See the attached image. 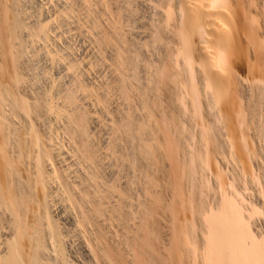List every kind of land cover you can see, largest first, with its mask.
Returning a JSON list of instances; mask_svg holds the SVG:
<instances>
[{"label": "rangeland", "instance_id": "rangeland-1", "mask_svg": "<svg viewBox=\"0 0 264 264\" xmlns=\"http://www.w3.org/2000/svg\"><path fill=\"white\" fill-rule=\"evenodd\" d=\"M7 1L11 2L12 0H7ZM20 1L22 2V4H20L18 6L20 8L19 9L17 8V11L20 15L22 13V16H21L22 20L24 21L25 25H28L26 27H29L28 29H30V27H31V29L28 30V32H26L27 31L26 29L23 30V34H22L23 38H24V42H25L24 48L26 47L24 50V53L25 52L26 53L23 55V60H25L24 61V68L22 69V72H23L22 73L23 74V80L22 81H24L23 83L25 85L21 82L22 84L20 83L17 88H18L19 93L21 95L25 96L26 99H29L30 102H36V100H38L40 102V99H42L44 97L41 101V103H43V105H42L43 107L41 106L42 109L41 110L39 109V112L43 111V113L40 112V113H38V115H36L37 114V112H36V114H34V115H36V117L33 115L31 117V120L34 119L32 121L37 124V125L36 124L35 125L37 126V128L41 132L43 138H45L46 144H48V142L49 143L51 142V144H49V145H51V148L53 147L52 150L54 151L56 149L54 151L55 154H53L54 155L53 157L55 159H52L54 161V162L52 161V163H54L55 166L53 165L51 167L52 168L55 167V169L59 173H62L63 176L65 177V179H67L66 181L69 180L68 186L70 187V185H71V187L69 188V190H70L69 191L67 187H66L67 189L65 187L62 188L65 185L60 184L61 182L58 181L57 179L54 178L55 180L54 179H52V181L50 180V183L52 182L51 186L49 185L50 186V191H49L50 200L48 197V200L50 201L49 204H50V206L52 205L51 207H53L51 209H55V210H51L53 218L55 219L56 222L59 223L58 224L60 226L59 228L62 227L60 229L61 230L60 231L61 238L63 237L62 238L63 239L62 244H63V246H66V247H64V250L66 249V251H65L66 257L65 258L68 257L67 259H65V260H68L65 263L66 264H77V263L78 264H98L100 261H99L98 256L96 255V253L101 252L100 249L104 250V248H110V247H112V249L115 252L121 251V254L123 256L119 255V254H118V256L116 255V257H118V258L121 257V259L119 260L120 264H125L126 261L129 262V263L127 262V264L137 263L136 262L137 261L136 258H137V254H138L137 249L139 246L137 244H139L138 242L141 241V236L143 235V230L145 229V228L144 229H140V228L143 227L142 223L144 222V220H145V222L143 223V225L145 226L146 223H149L147 221L148 220L151 221V218L153 221V217L155 216L154 217L155 224L153 222L152 224H150V226L153 227V224H154L156 226L154 231L157 232V230H159L158 232L160 234L153 232V235H151V239H148V240L149 241L151 240L152 243L154 242L153 245H151V246L158 248V252H159V250H161L159 252V254L160 255L162 254L161 256H165L163 258L167 259L171 255L170 258L167 259V261H170L172 263L174 261V264H183V263L185 264L189 258L194 260L193 264H207L205 262L204 257L201 256L202 253L204 252L203 250L205 248V245H203L204 241L202 238L203 237L202 236V231H203L202 226L199 223L200 221H198V220H200V216L197 215L198 210H197L196 205H197V200L199 199V197L197 196V193L195 192L194 182H193V181L197 182L198 180L196 178H198V177H196V178L194 177L195 180L194 179L191 180V177L188 175L189 173H188L187 167L189 166L188 161H190L191 155L194 153L193 151H195L198 148L197 145L200 144L199 142H200L201 130H198V131L196 130V129L202 128V124H201L202 120H200V119H202L205 116L204 117L205 121L207 120V122H209V124H213L217 128L219 127L217 129V128L213 127V125H212L213 128H211V125H209L211 128V130H209V131L211 133L212 129L214 130V128H215V131H212L211 135L212 136L216 135L217 132H219L220 134H218V135H220V137L222 135L221 140L225 137L227 138V134H225V133H227L228 130H226L224 128V126L226 127V125L224 123L222 124L221 122H217L219 124L216 125V121H218V120H215V119H217L216 117H218V116L216 115L215 118L212 116L213 113H214V115L216 114L214 111L211 110V111H208L209 113L206 112L205 115H202L203 116L202 118L199 115H195V117H194L195 112L192 108L193 106L192 107L190 106V105H192V104H190L191 102L189 103L190 100H188L186 105H183L179 101V97L181 96V93H179L180 90L178 88V83H177L178 77L175 75L177 77V79H176L175 76H172L173 74H176L175 68L168 69L170 67L169 66V59L172 56H175V53H174L175 52V50H174L175 46L173 49V45L176 44V41L174 40L175 39V36L173 35L174 32H171V30L174 31V29H175V26H174L175 20L174 21L172 20V22H174V24L172 23L173 26H172L171 22L168 26V24L165 23V21H162L163 19L161 16V10L163 9L164 1L163 0H109V1L108 0H82V1L81 0L80 1L79 0H25L24 3H23V0H20ZM249 1H250V3L254 2L253 0H249ZM2 2H5V0H3ZM161 2H163V3H161ZM256 2H258V3H256ZM256 2L254 3L255 6H253L254 10L255 11L257 10L256 12H258L260 10H262V11H260V15H259V13H256V15H255V13L253 14V16L254 15L256 16V17L255 16L253 17V18H255V19H253V23H256V25L255 24L253 25L254 26L253 28L255 31L259 32V33H256L257 35L260 34L263 36L264 35V26L261 25L259 23V21H261L263 19L261 21V23L264 24L263 23L264 22V18H263L264 17V0H256ZM257 5L259 6L258 8H257ZM260 6H262V7H260ZM21 7H22V9H21ZM157 7H159V8H157ZM27 8H28V10H27ZM20 10H22V12ZM261 15H263V16L261 17ZM60 17H61V19H60ZM159 17H161V18H159ZM257 18H262V19L259 20ZM42 24L45 25V26H43V28L45 29L44 33L40 34L39 35L40 38H38V39L33 38L34 36L37 37L36 36L37 34L35 35V32L39 31L42 28L41 27ZM163 24L165 26L167 24V26L165 27V26H163ZM170 25L172 26V28H170ZM1 27H4V26L2 25ZM1 27H0V43H1L0 45H1L2 49L4 50V51L2 50L3 51L2 52V56H3L2 62H3V64H5V66L9 65L8 67L11 68L10 65H12V62H11L10 53L8 55L6 54L7 52H9V50L7 48L8 45L6 44L7 43L6 40H8L7 39L8 37L5 34L6 33L4 31L5 29L2 28V30H3L2 31ZM37 27H38V29H37ZM167 27L170 28L169 29L170 31L168 30V32H164V31H167V29H168ZM163 29H164V31H162ZM254 30H253V32H254ZM160 31H162V32H160ZM29 32H30V34H29ZM113 33H115V34H113ZM117 33L120 34V36ZM3 34H4L5 38H4V36H2ZM44 34H46V35H44ZM172 35H173V39H171ZM31 36H33V37H31ZM250 36H254V38L250 37L253 40L252 42H250V38L248 39V41L251 43V44L248 43L251 47V48L249 47L251 50L248 53L250 55V58L252 56V59H250V64L247 63L248 66H245V69H243L244 67H242V66H237L240 74L245 75L243 77H246L248 74H251L250 76H248L249 81H250V82L248 81L249 83L246 86V87H248V89H245L246 92H244L245 93L244 94L245 99H244L243 103H245V104H243V108H244L243 110H246L249 104L254 103V100H251V98L252 99H254L253 97H255L256 99L258 98V96L257 97L253 96L254 95L253 93L257 92V89H256L257 87L255 88L254 79L259 77V76L262 77L264 75V69H262L260 67V66H262L264 68V64L261 63L262 61L264 63V59L262 56H260L261 53H258L259 50L256 48V46H255V48H253L254 47V44H253L254 39L258 36H256L255 33H253ZM26 38H27V40H26ZM168 38H169V40H168ZM259 38L260 39L262 38L261 41L264 40L263 39L264 37H259ZM31 39H33V40H31ZM257 39L258 38H256L255 43L257 42ZM29 40H31V41L29 42ZM162 40L164 42H162ZM40 41H42V42H40ZM258 41H260V40L258 39ZM3 42H4V44H3ZM263 42L264 41H262V43ZM147 43H148V46H147ZM251 45H253V47ZM108 47H110V48H108ZM118 47H119V49H118ZM121 48L123 50H120ZM252 50H253V52L256 51L254 53H256L257 56L255 54L254 55L252 54L253 53ZM172 51H174V52H172ZM258 56L260 57L261 61H260V59H257ZM124 60H125V63H124ZM252 60L253 61L256 60V61L253 62ZM8 61H10V63ZM257 61H258V63H257ZM120 62H122V63H120ZM252 63L254 64V66ZM255 63H257V64H255ZM123 65H127V66H123ZM256 66L258 67V69ZM246 67H248V70H246L247 69ZM122 69H124V70H122ZM240 69L244 70V71H240ZM250 69L252 70L251 72L249 71ZM119 71H120V73H119ZM245 71H246V73H245ZM247 71H249V73H247ZM257 71H259V72H257ZM25 72H26V74H25ZM162 72H164V73H162ZM135 73L137 74L136 76H135ZM125 75H126V77H125ZM164 75H167L168 77H166ZM132 77H134V78H132ZM128 79H129V81H128ZM125 80H127V81H125ZM131 80H133V81H131ZM137 80H138V82H137ZM251 81L253 84H251ZM155 84H156V86L157 85L158 86L153 87V85H155ZM250 85H252L253 88ZM85 88H87V89H85ZM155 88L157 91H155ZM252 91H253V93H251ZM156 93H158V94H156ZM166 93H168V94H166ZM247 94H248V96H247ZM255 95H257V94H255ZM73 97H75V98H73ZM170 98H172V99H170ZM250 100H251V103H250ZM132 102H134V103H132ZM46 103H50L52 105H49ZM257 103H258L257 104L258 106L255 104L254 105L258 109H256L254 113L252 112L251 115H254L255 113H256L255 115H257L258 110L260 111L258 116L261 115V112L264 113V109H263L264 106L262 104L259 105L260 102H257ZM44 104L46 106H44ZM188 104H190L188 106L189 108L187 107ZM47 105H49V107ZM55 105H56V107H58L57 109H56ZM144 105H146L147 108ZM182 105H183V107H182ZM5 106L9 107V108L5 107L6 108L5 110L7 112H9L8 114H10V116L14 117V119H13V117H11L12 118L11 121L15 120L14 121L15 123H17L18 121L21 123L22 122L21 119H22L23 120L22 124H24V122H26V121H24L25 119L22 118V116L20 118L19 117L17 118V116L11 114L10 103H7ZM50 106H52L54 108H52ZM262 106H263V108H262ZM44 107H47V108H44ZM184 107H187L188 109L184 108ZM50 109H51V111L49 112L48 110H50ZM149 109L153 110V112ZM52 110H53V112H52ZM158 110H159V112H158ZM177 110H178V113L176 112ZM45 111L46 112L48 111V113H46L47 115L44 114ZM186 112H188V113H186ZM189 112L191 115L189 114ZM150 113H152L153 115H151ZM184 113H185V115H184ZM247 113H249V111ZM69 114H71V115H69ZM75 114L76 115L78 114L80 117L82 114V117L84 116L83 119L86 118L85 122H84V120H83V122H84V124L86 123L84 125V127H86L87 131L82 132L78 128H77L78 129L77 130L76 126L71 127L73 124L71 122V119H68V116L71 118V116L75 115ZM255 115H254V118H255L254 120L257 121V123L254 122V120H252L253 116H251L247 119L248 121H249V119H251L249 121V123L252 122L250 124V126L252 125L254 127L256 124V126L254 128L251 126L253 129L250 128V126H249V128H250L249 132L251 131L249 134V136L251 135L250 136L251 140L249 139L251 142L249 141V144L251 146L249 145L250 148L247 150V152L250 151L249 152L250 154L247 157V160H248L247 171L244 172L242 164L238 160L236 150L232 148L233 151H235V153L232 152V149L230 150V148H231V145L229 144L230 140L227 142L226 139L225 140L223 139L222 140V141H224L223 144H226L225 143V141H226L229 145H225V149H224L225 151H222V152H226L228 154L225 155V153L219 152L218 156H217V153H216V155H214V156L216 159H218V162L215 159H214V161H216L218 163V165L215 164L216 162H211L214 165H212V164L208 165L204 169V171L202 173H200L201 175H199V176L203 175L204 176L203 181L206 182L208 185L207 190L204 192V194L202 196V200H203V202H205L206 209H208V208L211 209V207L213 208L214 206H216V204H217L216 200H219V198L221 197L220 195L227 192V191L228 192L234 191L232 193L236 194V196L238 194L239 198H240V196L242 197V195H243V198H241V200L243 199L242 202L246 203L244 205H245V209L247 210V212L254 205L256 207L260 208V211H261V208H262V210L264 209V200H263L264 195H261V190L264 187V166H263L264 165V140H263L264 135L261 134L263 132L262 130H264V127L262 128V125L264 124V120H261V119L264 118V117L262 118V116H264V115H261V118L260 117L256 118L257 116H255ZM162 116H165V117L163 118ZM179 117H182V118H179ZM211 117L213 119L212 121L215 123L210 121ZM175 118H178L179 120H181V123L183 124V130H184L183 134L184 135H182L181 132L179 133V130L177 128L178 119H175ZM79 120H82V118ZM165 121H167V123H165ZM260 121H261V123H263L262 125H261ZM132 122H134V123H132ZM150 122L152 123V125ZM163 122H164V124H163ZM258 122L261 125V126L259 125V127H261V129H262L260 131L258 130L259 128L257 126L259 124ZM145 123H147L148 125H146ZM220 123L222 124V126L220 125ZM133 124L135 125V128H134ZM143 125H146L148 128L146 126H144L145 127V129H144ZM185 126H186V128H184ZM192 126H194V127H192ZM130 127H131V129H129ZM142 127H143V129H142ZM158 127H160V128H158ZM71 128L76 129L77 132H74V130H72ZM175 129L177 132L175 131ZM221 129L223 131H220ZM224 130H226V132ZM257 130L259 131V133L257 132ZM252 131H254L255 133L253 132L254 133L253 134ZM71 132L76 134L75 136L77 137V140H75L76 137ZM78 132H80V133H78ZM198 132H199V134H198ZM223 132H225V133H223ZM81 133L85 134V135H83V137H82L79 135ZM71 135L74 136L75 138L74 137L71 138L72 137ZM260 135H262V136H260ZM129 137H130V139H129ZM50 139H51V141H50ZM197 139L199 141H197ZM83 140H85V141H83ZM253 140H255V141H253ZM176 141H177V143H176ZM185 141H188L189 144ZM77 142L79 143V145L83 142L82 143L83 146H86L84 144V142L87 145L89 144L88 146L91 145L92 150L90 152L93 151V154L91 153L92 154L91 157L93 155L96 156V157H92L93 160L95 159L94 161H89V159L91 158L90 156L86 158V154H84L85 152L82 150L83 147L81 149V147H79ZM183 142H185V143L182 144ZM197 142H198V144H197ZM132 143H134V144H132ZM165 143H166V145H165ZM82 145H80V146H82ZM256 145H258V146H256ZM54 146H55V148H54ZM76 146H78L79 149L82 150V153L84 152L82 155L80 153L81 151L78 150V147L76 148ZM164 146H166V147H164ZM143 147H146V148L143 149ZM162 147H163V149H162ZM187 147H189L190 149H188ZM131 148H133V149H131ZM153 148H154V151L152 150ZM226 148H228L229 150ZM76 149H77V151H76ZM182 150H184V151H182ZM251 150H252V152H251ZM78 151H79V153H78ZM122 151H124V152H122ZM133 152H135V153H133ZM151 152H152V154H151ZM231 153H233V154L231 155ZM84 155H85V158H83ZM220 155L222 157L224 156L225 158H222ZM234 155L236 157H234ZM250 156H252V157H250ZM250 158H252V159L249 160ZM92 159H90V160H92ZM128 161L130 164L128 163ZM229 161H230V163H229ZM235 161H238L237 164ZM136 162H138V163H136ZM249 162L252 166V169H251ZM237 165H239V167ZM216 166L220 167L219 168V170L221 169L220 171L225 172L223 181H220L219 179L217 180L218 174L216 171L217 170ZM97 167H99V168H97ZM209 167H210V169L208 170ZM86 168H87V170H86ZM152 168H153V170H152ZM186 168H187V170H186ZM248 169H249V173H248ZM92 174H93V176H91ZM96 175H98V176H96ZM187 176H189V177H187ZM240 176H241V178H240ZM238 177H239V179H238ZM156 179H158V180H156ZM236 182H239V184ZM73 184L76 186H74ZM221 186L224 189H222ZM232 186H233V188H231ZM143 190H146V191H143ZM123 191H125V192H123ZM236 191H237V193H235ZM64 192L67 193L69 196L67 195V197H66V194ZM69 192L72 194L71 196H72L73 200L75 198L77 200H74V201L72 199L70 200L71 196H70ZM146 192L148 193V195ZM63 194H65V195H63ZM89 194H91L92 196H90ZM153 195H154V197H153ZM139 197H141V198H139ZM53 198H56V199H53ZM66 198H69L68 199L69 201L66 200ZM154 199L157 201H155ZM244 199H245V201H244ZM119 201H120V203H119ZM164 201H165V203H164ZM246 201H248V202H246ZM89 202H92V203H89ZM81 203L83 204V206ZM98 203H100L99 206L102 205L103 207L100 208L98 205L96 207V204H98ZM155 203H158L159 205L155 204ZM91 204H93V205L91 206ZM103 204H105V205H103ZM140 204H141V206H139ZM150 204H152V205H150ZM153 204H155V207H153ZM79 205H80V207H79ZM119 205H120V207H118ZM147 205L152 206L154 209L152 207H147ZM164 205H165V207H164ZM246 205H247V207H250V208H247ZM146 207L148 210H146ZM87 209L90 210V213H89V210H87ZM96 209H98V210L96 211ZM122 209H123V211H121ZM91 210H92V212H91ZM100 210L104 211V212L101 214L98 212ZM145 210L146 211H153L152 213L150 212L151 214H153L154 212H157L158 214L156 213V215H158V216H156L154 213L153 217H151L152 215L149 216L150 213L148 215L147 214L148 212L146 213ZM160 210H162V211L160 212ZM82 211H84V212H82ZM94 211H96V212H94ZM80 212H81V214H80ZM144 212L148 215L147 217L144 214ZM261 212H263V213H261ZM261 212H260V215H257V217L254 216V218L251 219V223L254 222L255 224H257V225H255L254 223H252V226H253L254 232L255 233L257 232L256 234H258V236H261L262 233L264 234V230H263L264 229V210ZM84 213H87V214L85 215ZM88 213L91 214L92 218L90 216L87 217ZM92 213L93 214L96 213V215H93ZM97 213L100 215V217H99V215H97ZM133 213H135L136 216ZM4 214L6 215L7 213H3V215H2V211L0 212V216H1L0 222L2 223V224L0 223V227H1L0 229H2L6 233V234L3 233L4 236L6 237V235H8L10 233V231L8 233V231L6 232L5 230L10 229L11 228L10 225H12V224L7 222L9 219L11 221V217L9 216V213L7 216L8 218ZM130 214H131V216H130ZM84 215H85V218L87 217L86 219L84 218ZM179 215H180V217H179ZM105 216H106V218H105ZM122 216H123V218H122ZM115 217H117V218H115ZM124 217L126 219H124ZM147 218H149V219H147ZM155 218H156V220H155ZM81 220H82V222H79ZM137 220H138V222H137ZM88 221H90L92 224H90ZM96 221L100 224L96 223ZM7 223H8V226H7ZM183 223L186 225V226H184L185 228H187L188 225H190V226L194 225V227L196 228L195 229L194 227H192V229H191V230H195L196 231V232L194 231L195 233H191L192 231H190L191 236H193V239L192 240L190 239L191 243L186 246L187 248L185 247L186 249L184 248L185 245H182V243L180 242V237L178 236V235H181V233H179V232H181L183 230L182 229L183 228L182 226L184 225ZM186 223L187 224L193 223V225H191V224L187 225ZM190 226H188V229L191 228ZM4 227H6L8 229H6V228L4 229ZM97 227L98 228L100 227V228L98 229ZM86 228H87V230H86ZM136 228H137V230H136ZM2 230H0V231H2ZM83 230H85V231H83ZM95 230H96V233H95ZM107 230H109V231H107ZM97 231H99V232H97ZM100 232L103 233L102 234L103 237L101 240H104V243H102L100 240V237H101ZM140 232H142V233H140ZM95 234H96V236H95ZM137 234L138 235L140 234L141 236L139 235V237H138ZM154 234L159 235V237H157L155 239L158 240L160 238L159 239V240H161L160 243L163 244L162 245V244L158 243V246H160V247H157L155 245V244H157V242L159 240L157 241L154 238H152V236H154ZM158 235H156V236H158ZM194 235H195V237H194ZM64 236H65V238H64ZM105 236H106V239H105ZM156 236H154V237H156ZM136 237H138L137 239L140 238V240L138 241L136 239ZM95 238L99 239V241L102 243V245H101L102 248H99V247H101L99 245L97 252H95L97 250V247L93 244L95 243L96 245H98L97 243L99 241L96 240ZM64 239H65V241H64ZM134 239L137 241L134 242ZM95 240H96V242H95ZM173 240H176V241H173ZM155 241H157V242L155 243ZM105 242L107 244V247H106V245H104ZM177 242H178V244H177ZM50 243H51V240H48V247H49L48 252H50V251H52V252H50V253L47 252V255L48 254L50 255V256L49 255L47 256L48 257L47 259H49V260L52 259V262L54 264H59V262H60V264H64L62 261L58 262V260L60 258H58L57 256L59 254L57 255V252L56 253L54 252L55 247L52 246L53 242L51 244ZM87 243H89V245ZM134 243L136 246H134ZM90 245H91V247H89ZM131 246H132V248H131ZM87 247H88V249H87ZM135 247H137V248H135ZM161 247H162V249H161ZM90 248H91V251H92V248H94L95 250L91 252ZM133 248H135V251ZM131 250H133L132 252H134L135 255H134V253L131 252ZM94 252H95V255L92 254ZM119 252H117V253H119ZM169 252H170V255H169ZM69 254H70V256H69ZM132 254L135 257H133ZM187 254H188V256H187ZM184 255H186V257ZM184 257L186 259H184ZM53 258H55V259H53ZM96 258H97V260H96ZM173 258H175L176 260H174ZM105 261H107V260L104 259L101 262L104 263ZM119 261L113 262V263L119 264L118 263ZM122 261L124 263H121ZM101 262L99 264H101ZM107 262H105V264H107ZM108 264H111V263L109 262Z\"/></svg>", "mask_w": 264, "mask_h": 264}, {"label": "bare ground", "instance_id": "bare-ground-1", "mask_svg": "<svg viewBox=\"0 0 264 264\" xmlns=\"http://www.w3.org/2000/svg\"><path fill=\"white\" fill-rule=\"evenodd\" d=\"M3 0H0V27L3 25L4 27H1L5 29L4 31L6 32L5 34L7 35V45H8V50L9 52H7L6 54L8 55L10 53L11 56V62L12 65L11 68H9L8 66H5V64H3V56H2V52L4 51L0 45V212L2 211V215L3 213H7L5 216H9L11 217V221L10 219L7 221L8 223H11L12 225L10 229L4 227V229H8L5 230L6 232L10 231V233L8 235H6V237L4 236L3 233H5L2 229V231H0V264H54L52 262V259L49 260L47 259L48 255L47 252L49 250L48 247V240H51V243L53 242L52 246H54V252H57V257L60 258L58 260L62 261L64 264H66L65 262L68 260H65L67 258L66 257V249L64 250V247L62 244L63 241V237L61 238V233H60V226L58 225L59 223L55 221V219L53 218L52 212L51 210H55V209H51L53 207L50 206L49 204V200H50V180L52 181V179H57L58 181H60V184H63L65 186H63L62 188H69V180L66 181L67 179H65V177L63 176L62 173H59L55 167L52 168L51 166L54 165V163H52V159H55L53 156V154H55V150L53 151L51 148V142L48 144H46L45 142V138H43L41 132L39 131V129L37 128V124L34 123L31 120V117L36 114L38 115L39 109L41 110V106L43 105V103H41L42 99H40V102L38 100H36V102H30L29 99H26L25 96L21 95L18 91V85L24 81L23 80V72L22 69L24 68V61L23 60V55L26 53H24V38H23V30H27L26 32H28L29 27H26L28 25H25L24 21L22 20L21 15L18 13L17 8L19 9L20 7H18L20 4H22V2L20 0H12L11 2H8L7 0H5V2H2ZM25 0H23L24 3ZM80 1V0H79ZM82 1V0H81ZM109 1V0H108ZM164 4H163V9L161 10V16H162V21H165V23L171 24L175 22L174 26L175 29L174 31L171 30V32H174V36H175V41L176 44L173 45V49L175 46V56H172L171 54V58L169 59V68H175V73L172 76H177L178 77V88L180 90L179 93H181V96L179 97V101L183 104L186 105L188 100L190 104L187 105V107L190 105L195 114V115H199L201 116V118L203 117L202 115H205L206 112L208 111H214L216 114L214 115L213 113V117L215 118V116L217 115L218 117H216L218 120L216 121V125H218L219 123L217 122H221L222 124L224 123L226 125V127L224 126V128L226 130H224L225 134H227V138H223L224 140L226 139L227 142L229 141V144L231 145L230 150L233 148L236 150L237 152V157L238 160L240 161V163L242 164V167L244 169V172L247 171V166H248V160L247 157L250 154L247 150L250 148L249 147V141L250 139V132L249 129L252 128L250 126L249 121L251 119H249V121L247 120L249 117L253 116L252 120H254V115H251L252 112L254 113L256 109H258L255 105H257V102H260L259 105H263L264 106V75L262 77H257L254 79V84H255V88L257 89V92L253 91L251 93H253V96H258V98L256 99L255 97H253L254 99L251 98V100H254V103H250L247 107V111L243 110V103L244 102V92H246L245 89H248V87H246L248 85L249 81V77L251 74H248L246 77H243L245 75H241L238 67L237 66H242L244 67L243 69H245V66H248L247 63L250 64V59H252V56L250 58L249 55V51L251 50L250 45L248 43L252 42V38H254V36H250L253 33H255L256 38H258L260 41H258L255 43L256 38L254 39V47L253 45H251L253 48H256L259 50L258 53H261L260 56L263 57L264 59V42L262 43V40L259 37H264V35H260V34H256L259 33L257 31L254 30V24L256 25V23H253V18L256 13H259L260 15V11L256 12L254 10V3L256 2V0H253L254 2L250 3V1L248 0H163ZM21 2V3H20ZM29 2V1H28ZM87 2V1H86ZM100 2V1H99ZM261 2V1H260ZM85 3V2H84ZM101 3V2H100ZM163 3V2H161ZM258 3V2H256ZM160 4V3H159ZM22 6V5H21ZM158 6V5H157ZM162 7V6H161ZM259 6L257 5V8ZM262 7V6H260ZM25 8V7H24ZM159 8V7H157ZM156 8V9H157ZM22 9V7H21ZM113 9V8H112ZM28 10V8H27ZM22 12V10H20ZM19 11V12H20ZM26 12V11H25ZM160 12V11H159ZM72 13V12H71ZM255 13V15L253 16V14ZM263 14V13H262ZM108 15V14H107ZM252 16V17H251ZM258 16V15H257ZM263 15H261L262 17ZM113 17V16H112ZM256 17V16H255ZM26 18V17H25ZM161 18V17H159ZM252 18V19H251ZM264 18V17H263ZM31 19V18H30ZM61 19V17H60ZM259 20H261L262 18H257ZM26 20V19H25ZM43 20V19H42ZM155 20V19H154ZM172 20L174 22H172ZM263 20V19H262ZM261 20V21H262ZM53 21V20H52ZM117 21V20H116ZM161 21V20H160ZM261 21H259V23L261 25L264 26V24L261 23ZM47 22V21H46ZM49 22V21H48ZM119 22V21H118ZM27 23V22H26ZM258 23V24H259ZM264 23V22H263ZM40 24V23H39ZM45 24V23H44ZM44 24L41 25V29L37 32H35V35L37 37H33V38H40L39 35L44 33V28L43 26H45ZM47 24V23H46ZM166 24V26H167ZM172 24V26H173ZM259 24V25H260ZM260 25V26H261ZM99 26V25H98ZM163 26H165L163 24ZM165 26V27H166ZM172 26L170 25V28H172ZM262 26V27H263ZM259 27V26H258ZM261 27V28H262ZM36 28V27H35ZM47 28V27H46ZM161 28V27H160ZM163 28V27H162ZM168 28V27H167ZM168 28L167 31H164V29L162 31L164 32H168V30L170 29ZM38 29V27H37ZM109 29V28H108ZM121 29V28H120ZM258 29V28H257ZM256 29V30H257ZM260 29V28H259ZM159 30V29H158ZM166 30V29H165ZM254 30V32H253ZM3 31V30H2ZM1 31V32H2ZM160 31V32H162ZM170 31V30H169ZM262 31V30H261ZM25 32V31H24ZM32 32V31H31ZM122 32V31H121ZM153 32V31H152ZM158 32V31H157ZM33 33V32H32ZM107 33V32H106ZM105 33V34H106ZM156 33V32H155ZM262 33V32H261ZM30 34V32H29ZM47 34V33H46ZM44 34V35H46ZM115 34V33H113ZM118 34V33H117ZM160 34V33H159ZM263 34V33H262ZM120 36V34H118ZM153 35V34H152ZM164 35V34H163ZM173 35L172 38L173 39ZM260 35V36H259ZM4 36V34L2 35ZM25 36V35H24ZM109 36V35H108ZM107 36V37H108ZM171 36V35H170ZM43 37V36H42ZM45 37V36H44ZM110 37V36H109ZM112 37V36H111ZM252 37V38H250ZM2 38V37H1ZM5 38V36H4ZM29 38V37H28ZM106 38V37H105ZM159 38V37H158ZM163 38V37H162ZM250 38V42L248 41V39ZM50 39V38H49ZM107 39V38H106ZM142 39V38H141ZM160 39V38H159ZM264 39V38H263ZM27 40V38H26ZM25 40V41H26ZM33 40V39H31ZM29 40V42L31 41ZM35 40V39H34ZM41 40V39H40ZM122 40V39H121ZM120 40V41H121ZM169 40V38H168ZM39 41V40H38ZM159 41V40H158ZM28 42V43H29ZM42 42V41H40ZM110 42V41H109ZM118 42V41H117ZM128 42V41H127ZM162 42H164L162 40ZM112 43V42H111ZM1 44V43H0ZM4 44V42H3ZM102 44V43H101ZM109 44V43H108ZM138 44V43H137ZM251 44V43H250ZM117 45V44H116ZM172 45V44H171ZM27 46V45H26ZM29 46V45H28ZM37 46V45H36ZM39 46V45H38ZM112 46V45H111ZM120 46V45H119ZM148 46V43H147ZM157 46V45H156ZM113 47V46H112ZM250 47V48H249ZM34 48V47H33ZM32 48V49H33ZM110 48V47H108ZM119 49V47H118ZM129 49V48H128ZM127 49V50H128ZM135 49V48H134ZM144 49V48H143ZM256 49V50H257ZM3 50V51H2ZM28 50V49H27ZM120 50H123L122 48ZM132 50V49H131ZM6 52V51H5ZM4 52V53H5ZM119 52V51H118ZM124 52V51H123ZM169 52V51H168ZM253 52V50H252ZM256 52V51H254ZM252 53L253 55L256 53ZM3 53V54H4ZM126 53V52H125ZM129 54V53H128ZM127 54V55H128ZM164 54V53H163ZM5 55V54H4ZM6 55V56H7ZM137 55V54H136ZM33 56V55H32ZM121 56V55H120ZM125 56V55H124ZM134 56V55H133ZM141 56V55H140ZM257 56V55H256ZM36 57V56H35ZM127 57V56H126ZM254 57V56H253ZM259 57V56H258ZM257 59H260V57ZM261 57V58H262ZM256 58V57H255ZM5 59V58H4ZM10 59V58H9ZM8 59V60H9ZM36 60V59H35ZM128 60V59H127ZM132 61V60H131ZM159 61V60H158ZM253 61V60H252ZM256 61V60H255ZM253 61V62H255ZM261 61V59H260ZM259 61V62H260ZM10 63V61H8ZM116 62V61H115ZM139 62V61H138ZM147 62V61H146ZM163 62V61H162ZM26 63V62H25ZM122 63V62H120ZM125 63V60H124ZM123 63V64H124ZM131 63V62H130ZM134 63V62H133ZM142 63V62H141ZM258 63V61H257ZM255 63V64H257ZM262 64L263 61L261 62ZM127 64V63H126ZM166 64V63H165ZM253 64V63H252ZM251 64V65H252ZM139 65V64H138ZM150 65V64H149ZM148 65V66H149ZM159 65V64H158ZM260 65V64H259ZM29 66V65H28ZM34 66V65H33ZM121 66V65H120ZM123 66H127V65H123ZM134 66V65H133ZM161 66V65H160ZM254 66V64H253ZM119 67V66H118ZM153 67V66H152ZM165 67V66H164ZM257 67V66H256ZM262 69H264L262 66H260ZM125 68V67H124ZM129 68V67H128ZM166 68V67H165ZM248 70V67H246ZM31 69V68H30ZM153 69V68H152ZM242 69V68H241ZM240 71H244L241 70ZM256 69V68H255ZM258 69V67H257ZM118 70V69H117ZM124 70V69H122ZM139 70V69H138ZM129 71V70H128ZM167 71V70H166ZM173 71V70H172ZM250 72L252 71L251 69L249 70ZM249 71H247V73H249ZM131 72V71H130ZM259 72V71H257ZM263 72V71H262ZM120 73V71H119ZM132 73V72H131ZM164 73V72H162ZM161 73V74H162ZM169 73V72H168ZM246 73V71H245ZM244 73V74H245ZM26 74V72H25ZM118 74V73H117ZM127 74V73H126ZM147 74V73H146ZM153 74V73H152ZM172 74V73H171ZM257 74V73H256ZM137 74L135 73V76ZM168 75V74H167ZM167 75H164L166 77H168ZM134 76V75H133ZM175 76V77H176ZM126 77V75H125ZM176 77V79H177ZM253 77V76H252ZM122 78V77H121ZM130 78V77H129ZM134 78V77H132ZM152 78V77H151ZM170 78V77H169ZM25 79V78H24ZM124 79V78H123ZM139 79V78H138ZM142 79V78H141ZM174 79V78H173ZM252 79V78H251ZM120 80V79H119ZM170 80V79H169ZM127 81V80H125ZM129 81V79H128ZM133 81V80H131ZM152 81V80H151ZM156 81V80H155ZM168 81V80H167ZM249 81V82H248ZM30 82V81H29ZM138 82V80H137ZM175 82V81H174ZM21 83V84H22ZM160 83V82H159ZM24 84V83H23ZM153 84V83H152ZM169 84V83H168ZM251 84L252 81H251ZM25 85V84H24ZM134 85V84H133ZM174 85V84H173ZM82 86V85H81ZM151 86V85H150ZM157 87L156 84L153 85V87ZM252 87V85H250ZM254 86V85H253ZM21 87V86H20ZM33 87V86H32ZM126 87V86H125ZM124 87V88H125ZM173 87V86H172ZM128 88V87H127ZM135 88V87H134ZM159 88V87H158ZM164 88V87H163ZM253 88V87H252ZM82 89V88H81ZM87 89V88H85ZM91 89V88H90ZM121 89V88H120ZM167 89V88H166ZM21 90V89H20ZM131 90V89H130ZM163 90V89H162ZM245 90V91H244ZM23 91V90H22ZM33 91V90H32ZM85 91V90H84ZM135 91V90H134ZM140 91V90H139ZM151 91V90H150ZM155 91L156 88H155ZM124 92V91H123ZM168 92V91H167ZM48 93V92H47ZM46 93V94H47ZM71 93V92H70ZM127 93V92H126ZM140 93V92H139ZM160 93V92H159ZM165 93V92H164ZM250 93V92H249ZM76 94V93H75ZM74 94V95H75ZM87 94V93H86ZM94 94V93H93ZM125 94V93H124ZM123 94V95H124ZM141 94V93H140ZM148 94V93H147ZM158 94V93H156ZM168 94V93H166ZM257 94V95H255ZM88 95V94H87ZM180 95V94H179ZM251 95V94H250ZM43 96V95H42ZM69 96V95H68ZM76 96V95H75ZM98 96V95H97ZM126 96V95H125ZM133 96V95H132ZM141 96V95H140ZM172 96V95H171ZM248 96V94H247ZM38 97V96H37ZM131 97V96H130ZM154 97V96H153ZM159 97V96H158ZM163 97V96H162ZM176 97V96H175ZM75 98V97H73ZM135 98V97H134ZM151 98V97H150ZM166 98V97H165ZM68 99V98H67ZM172 99V98H170ZM177 99V98H176ZM187 99V100H186ZM248 99V98H247ZM246 99V100H247ZM256 99V100H255ZM74 100V99H73ZM133 100V99H132ZM143 100V99H142ZM162 100V99H161ZM258 100V101H257ZM50 101V100H49ZM53 101V100H52ZM78 101V100H77ZM136 101V100H135ZM139 101V100H138ZM173 101V100H172ZM178 101V100H177ZM176 101V102H177ZM178 101V102H179ZM44 102V101H43ZM46 102V101H45ZM48 102V101H47ZM71 102V101H70ZM106 102V101H105ZM128 102V101H127ZM130 102V101H129ZM150 102V101H149ZM163 102V101H162ZM167 102V101H166ZM175 102V101H174ZM179 102V103H180ZM246 102V101H245ZM7 103H10L11 105V114L17 116V118L21 117L24 118L26 122H24V124H22L23 120L21 119V123L18 121L17 123H15L14 121H11V117L10 114H8L9 112H7L5 109V107L9 108L8 106H5ZM134 103V102H132ZM145 103V102H144ZM173 103V102H172ZM249 103V102H248ZM49 105H52L50 103H46ZM136 104V103H135ZM138 104V103H137ZM255 104V105H254ZM49 105H47L49 107ZM147 105V104H146ZM144 105V106H146ZM160 105V104H159ZM171 105V104H170ZM182 105V107H183ZM44 106H46L44 104ZM54 106V105H53ZM59 106V105H58ZM153 106V105H152ZM176 106V105H175ZM258 106V105H257ZM262 106V108H263ZM43 107V106H42ZM52 107V106H50ZM56 107V105H55ZM61 107V106H60ZM130 107V106H129ZM133 107V106H132ZM139 107V106H138ZM180 107V106H179ZM178 107V108H179ZM184 107V108H187ZM256 107V108H255ZM47 108V107H44ZM54 108V107H52ZM58 107H56L57 109ZM78 108V107H77ZM140 108V107H139ZM145 108V107H144ZM147 108V106H146ZM170 108V107H169ZM181 108V107H180ZM183 108V109H184ZM189 108V107H188ZM187 108V109H188ZM165 109V108H164ZM191 109V108H190ZM264 109V108H263ZM8 110V109H7ZM47 110V109H46ZM54 110V109H53ZM52 110V112H53ZM60 110V109H59ZM151 110V109H149ZM166 110V109H165ZM182 110V109H181ZM49 112L51 111L48 110ZM48 111H45V115H47L46 113H48ZM66 111V110H65ZM133 111V110H132ZM141 111V110H140ZM153 112V110H151ZM172 111V110H171ZM184 111V110H183ZM249 111V113H247ZM259 111V110H258ZM257 111V116L256 118L260 117L261 115H264V113L261 112V115H259L260 111ZM135 112V111H134ZM157 112V111H156ZM159 112V110H158ZM178 113V110L176 111ZM191 112V111H190ZM189 112V114H190ZM193 112V111H192ZM68 113V112H67ZM132 113V112H131ZM144 113V112H143ZM183 113V112H182ZM188 113V112H186ZM209 113V112H208ZM59 114V113H58ZM73 114V113H72ZM85 114V113H84ZM90 114V113H89ZM151 115H153L152 113H150ZM159 114V113H158ZM163 114V113H162ZM180 114V113H179ZM178 114V115H179ZM36 115H34L36 117ZM57 115V114H56ZM71 115V114H69ZM78 115V114H77ZM75 115H72L71 118L68 116V119H71L72 122V126L71 127H75L76 129L78 128L80 131L84 132L87 131L86 127H84V122L85 119H83L82 114L81 117ZM91 115V114H90ZM128 115V114H127ZM160 115V114H159ZM177 115V114H176ZM185 115V113H184ZM187 115V114H186ZM191 115V114H190ZM208 115V114H207ZM210 115V114H209ZM250 115V116H249ZM58 116V115H57ZM161 116V115H160ZM247 116V117H246ZM39 117V116H38ZM41 117V116H40ZM49 117V116H48ZM53 117V116H52ZM62 117V116H61ZM86 117V116H85ZM163 118L165 116H162ZM189 117V116H188ZM205 117V116H204ZM203 117V118H204ZM208 117V116H207ZM210 117V116H209ZM264 116H262L263 118ZM16 118V117H15ZM43 118V117H42ZM45 118V117H44ZM82 120H79L81 119ZM149 118V117H148ZM182 118V117H179ZM200 119L201 124H202V128L200 129H196L201 130L200 132V144L197 145L198 148L193 151L190 161L189 162V166L188 168V175L191 177V180L194 179V177H198L196 178L198 181H193L194 182V188H195V192L197 193V196L199 197V199L197 200V210H198V216H200V221L199 223L202 226V238L204 241L205 248H204V252L202 253L201 256L204 257L205 262L207 264H264V234L262 233L261 236H258V234H256L253 230V226H252V222L251 223V219L255 217H257V215H260V212L263 211L261 208L256 207L255 205L250 208V207H246L250 208V210L247 212V210L245 209V205L246 203L242 202L243 199L241 200V198H243L237 194H233L232 192H225L223 194H221L219 200H216V206H214L213 208L211 207V209H206L205 206V202H203L202 200V196L204 194V192L207 190L208 185L206 182H204L203 178L204 176H199L201 175L200 173H202L204 171V169L212 164L211 162H218V159L215 158L214 155L218 156L219 152L225 151V145H229L226 141V144H223L224 141L221 140V137L219 132H217L216 135H211L212 131H215V125L213 124H209V122H207V120L205 121L204 119ZM14 119V117H13ZM36 119V118H35ZM47 119V118H46ZM66 119V118H65ZM178 119V118H175ZM174 119V120H175ZM199 119V118H198ZM197 119V120H198ZM84 120V122H83ZM166 120V119H165ZM196 120V121H197ZM204 120V121H203ZM212 117H211V122L212 121ZM257 120V119H256ZM261 120H264L261 119ZM43 121V120H42ZM115 121V120H114ZM122 121V120H121ZM129 121V120H128ZM159 121V120H158ZM70 122V123H71ZM155 122V121H154ZM185 122V121H184ZM198 122V121H197ZM254 122L257 123V121L254 120ZM263 122V121H262ZM58 123V122H57ZM134 123V122H132ZM151 123V122H150ZM165 123H167V121H165ZM215 123V122H213ZM220 123V125L222 126V124ZM249 123V124H248ZM259 123V122H258ZM261 123V121H260ZM260 123L257 125L258 126V130H262L261 127H259ZM36 124V125H35ZM94 124V123H93ZM118 124V123H117ZM146 125H148L147 123H145ZM164 124V122H163ZM173 124V123H172ZM196 124V123H195ZM263 123H261L262 125ZM46 125V124H45ZM92 125V124H91ZM127 125V124H126ZM146 125H143L146 126ZM152 125V123H151ZM211 128L215 127L214 130L212 129L211 133L209 130H211ZM213 125V127H212ZM219 125V126H220ZM254 125V124H253ZM260 125V126H261ZM264 125V124H263ZM262 125V128L264 127ZM87 126V125H86ZM132 126V125H131ZM134 128L135 125L133 124ZM163 126V125H162ZM250 126V128H249ZM256 126V124H255ZM254 126V127H255ZM70 127V126H69ZM114 127V126H113ZM129 127V126H128ZM142 127V129H143ZM147 127V126H146ZM189 127V126H188ZM194 127V126H192ZM253 127V128H254ZM141 128V127H140ZM148 128V127H147ZM155 128V127H154ZM160 128V127H158ZM177 128L179 130V133L181 132L182 135H184V130H183V124L181 123V120L178 119L177 121ZM186 128V126L184 127ZM219 128V127H218ZM217 128V129H218ZM252 128V129H253ZM72 129V128H71ZM76 129H72L74 130V132H77ZM131 129V127L129 128ZM145 129V127H144ZM191 129V128H190ZM117 130V129H116ZM140 130V129H139ZM161 130V129H160ZM255 130V129H254ZM257 130V132L259 133V131ZM141 131V130H140ZM176 131V129H175ZM220 131H223L222 129ZM264 132V130H262ZM261 131V132H262ZM61 132V131H60ZM90 132V131H89ZM177 132V131H176ZM254 131H252L253 133ZM261 133L264 135V133ZM72 133V132H71ZM80 133V132H78ZM86 133V132H85ZM131 133V132H130ZM215 133V132H214ZM213 133V134H214ZM222 133V134H223ZM255 133V132H254ZM253 133V134H254ZM52 134V133H51ZM57 134V133H56ZM74 136L76 135L75 133H72ZM82 134V133H81ZM79 134L80 136L83 137V135L85 134ZM89 134V133H88ZM87 134V135H88ZM140 134V133H139ZM180 134V135H181ZM199 134V132H198ZM58 135V134H57ZM60 135V134H59ZM138 135V134H137ZM146 135V134H145ZM259 135V134H258ZM52 136V135H51ZM72 136V135H71ZM74 136H72L71 138H73ZM126 136V135H125ZM129 136V135H128ZM140 136V135H139ZM166 136V135H165ZM173 136V135H172ZM191 136V135H190ZM199 136V135H198ZM225 136V135H224ZM223 136V137H224ZM262 136V135H260ZM76 137V136H75ZM74 137V138H75ZM131 137V136H130ZM129 137V139H130ZM253 137V136H252ZM256 137V136H255ZM254 137V138H255ZM52 138V137H51ZM182 138V137H181ZM257 138V137H256ZM82 139V138H81ZM132 139V138H131ZM166 139V138H165ZM195 139V138H194ZM250 139V140H249ZM55 140V139H54ZM53 140V141H54ZM74 140V139H73ZM72 140V141H73ZM77 140V137L76 139ZM79 140V139H78ZM90 140V139H89ZM159 140V139H158ZM182 140V139H181ZM264 140V139H263ZM51 141V139H50ZM81 141V140H80ZM85 141V140H83ZM88 141V140H87ZM94 141V140H93ZM149 141V140H148ZM197 141H199L197 139ZM255 141V140H253ZM76 142V141H75ZM170 142V141H169ZM189 144L188 141H185ZM185 142H183L182 144H184ZM191 142V141H190ZM251 142V141H250ZM78 143V142H77ZM83 143V142H82ZM82 143L80 145H82ZM177 143V141H176ZM256 143V142H255ZM258 143V142H257ZM53 144V143H52ZM62 144V143H61ZM75 144V143H74ZM84 144L86 146H80L79 143V147H83V152L84 154H86V158L87 157H91V155L93 154V151L90 152L92 150L91 145L88 146L85 142ZM134 144V143H132ZM149 144V143H148ZM198 144V142H197ZM253 144V143H252ZM166 145V143H165ZM175 145V144H174ZM187 145V144H186ZM133 146V145H132ZM135 146V145H134ZM171 146V145H170ZM188 146V145H187ZM251 146V145H250ZM258 146V145H256ZM78 146H76L77 148ZM82 153V150L79 149ZM166 147V146H164ZM186 147V146H185ZM190 147V146H189ZM189 147H187L188 149H190ZM55 148V146H54ZM146 147H143V149ZM157 148V147H156ZM168 148V147H167ZM184 148V147H183ZM229 148V147H228ZM226 148V149H228ZM252 148V147H251ZM112 149V148H111ZM133 149V148H131ZM163 149V147H162ZM232 152L235 153V151ZM74 150V149H73ZM94 150V149H93ZM117 150V149H116ZM147 150V149H146ZM154 151V148L152 149ZM185 150V149H184ZM182 150V151H184ZM229 150V149H228ZM77 151V149H76ZM142 151V150H141ZM173 151V150H172ZM189 151V150H188ZM54 152V153H53ZM124 152V151H122ZM159 152V151H158ZM170 152V151H169ZM175 152V151H174ZM229 152V151H228ZM252 152V150H251ZM256 152V151H255ZM57 153V152H56ZM63 153V152H62ZM79 153V151H78ZM92 153V154H91ZM96 153V152H95ZM119 153V152H118ZM135 153V152H133ZM168 153V152H167ZM172 153V152H171ZM183 153V152H182ZM222 153H226V152H222ZM231 153V155L233 154ZM248 153V154H247ZM150 154V153H149ZM152 154V152H151ZM155 154V153H154ZM163 154V153H162ZM180 154V153H179ZM263 154V153H262ZM76 155V154H75ZM80 155V156H81ZM156 155V154H155ZM181 155V154H180ZM236 155V154H235ZM234 155V157H236ZM138 156V155H137ZM142 156V155H141ZM149 156V155H148ZM163 156V155H162ZM221 156V155H220ZM229 156V155H228ZM92 157H96V156H92ZM92 157L90 159H92ZM122 157V156H121ZM124 157V156H123ZM161 157V156H160ZM184 157V156H183ZM188 157V156H187ZM222 157V156H221ZM233 157V156H232ZM252 157V156H250ZM57 158V157H56ZM85 158V155L84 157ZM131 158V157H130ZM138 158V157H137ZM177 158V157H176ZM222 158H225L224 156ZM73 159V158H72ZM89 161H94L93 159ZM132 159V158H131ZM136 159V158H135ZM214 159L216 161H214ZM220 159V158H219ZM233 159V158H232ZM252 158H250L249 160H251ZM261 159V158H260ZM85 160V159H84ZM138 160V159H137ZM186 160V159H185ZM225 160V159H224ZM69 161V160H68ZM72 161V160H71ZM130 161V160H129ZM128 161V163H129ZM133 161V160H132ZM140 161V160H139ZM148 161V160H147ZM154 161V160H153ZM54 162V161H53ZM62 162V161H61ZM70 162V161H69ZM78 162V161H77ZM76 162V163H77ZM152 162V161H151ZM156 162V161H155ZM158 162V161H157ZM162 162V161H161ZM165 162V161H164ZM185 162V161H184ZM215 163L218 165V163ZM236 164L238 161H235ZM80 163V162H79ZM97 163V162H96ZM138 163V162H136ZM230 163V161H229ZM130 164V163H129ZM184 164V163H183ZM220 164V163H219ZM240 164V165H241ZM250 164V162H249ZM262 164V163H261ZM95 165V164H94ZM132 165V164H131ZM139 165V164H138ZM214 165V164H212ZM229 165V164H228ZM231 165V164H230ZM263 165V164H262ZM55 166V165H54ZM134 166V165H133ZM159 166V165H158ZM164 166V165H163ZM239 167V165H237ZM251 166V164H250ZM264 166V165H263ZM88 167V166H87ZM93 167V166H92ZM156 167V166H155ZM214 167V166H213ZM217 167V180L219 179L220 181L224 180V173L219 170L220 167ZM241 167V166H240ZM241 167V168H242ZM99 168V167H97ZM133 168V167H132ZM173 168V167H172ZM186 168V170H187ZM249 168V167H248ZM91 169V168H90ZM137 169V168H136ZM210 169V167L208 168V170ZM237 169V168H236ZM252 169V166H251ZM87 170V168H86ZM153 170V168H152ZM229 170V169H228ZM241 170V169H240ZM243 171V170H242ZM67 172V171H66ZM144 172V171H143ZM251 172V171H250ZM262 172V171H261ZM260 172V173H261ZM243 173V172H242ZM248 173H249V169H248ZM137 174V173H136ZM186 174V173H185ZM257 174V173H256ZM65 175V174H64ZM88 175V174H87ZM135 175V174H134ZM138 175V174H137ZM160 175V174H159ZM187 175V174H186ZM226 175V174H225ZM243 175V174H242ZM258 175V174H257ZM262 175V174H261ZM93 176V174L91 175ZM98 176V175H96ZM187 176V177H189ZM213 176V175H212ZM211 176V177H212ZM250 176V175H249ZM259 176V175H258ZM90 177V176H89ZM158 177V176H157ZM161 177V176H160ZM159 177V178H160ZM136 178V177H135ZM167 178V177H166ZM216 178V177H215ZM226 178V177H225ZM234 178V177H233ZM241 178V176H240ZM259 178V177H258ZM54 179V180H55ZM143 179V178H142ZM179 179V178H178ZM177 179V180H178ZM239 179V177H238ZM260 179V178H259ZM91 180V179H90ZM100 180V179H99ZM141 180V179H140ZM158 180V179H156ZM195 180V179H194ZM200 180V181H199ZM242 180V179H241ZM261 180V179H260ZM57 181V182H58ZM97 181V180H96ZM138 181V180H137ZM209 181V180H208ZM238 181V180H237ZM243 181V180H242ZM68 182V183H67ZM143 182V181H142ZM192 182V181H191ZM192 182V183H193ZM233 182V181H232ZM263 182V181H262ZM131 183V182H130ZM133 183V182H132ZM141 183V182H140ZM152 183V182H151ZM155 183V182H154ZM174 183V182H173ZM226 183V182H225ZM224 183V184H225ZM239 184V182H236ZM256 183V182H255ZM58 184V183H57ZM71 184V183H70ZM143 184V183H142ZM145 184V183H144ZM164 184V183H163ZM177 184V183H176ZM189 184V183H188ZM221 184V183H220ZM237 184V185H238ZM247 184V183H246ZM261 184V183H260ZM50 185V186H49ZM74 185V184H73ZM86 185V184H85ZM166 185V184H165ZM168 185V184H167ZM76 186V185H74ZM110 186V185H109ZM114 186V185H113ZM137 186V185H136ZM147 186V185H146ZM156 186V185H155ZM170 186V185H169ZM178 186V185H177ZM235 186V185H234ZM54 187V186H53ZM61 187V186H60ZM211 187V186H210ZM239 187V186H238ZM52 188V187H51ZM66 188V189H67ZM79 188V187H78ZM105 188V187H104ZM117 188V187H116ZM157 188V187H156ZM178 188V187H177ZM222 188V186H221ZM229 188V187H228ZM233 188V186L231 187ZM60 189V188H59ZM101 189V188H100ZM112 189V188H111ZM114 189V188H113ZM118 189V188H117ZM172 189V188H171ZM224 189V188H222ZM237 189V188H236ZM245 189V188H244ZM248 189V188H247ZM99 190V189H98ZM103 190V189H102ZM147 190V189H146ZM143 190V191H146ZM230 190V189H229ZM70 191V190H69ZM105 191V190H104ZM107 191V190H106ZM131 191V190H130ZM157 191V190H156ZM166 191V190H165ZM259 191V190H258ZM53 192V191H52ZM73 192V191H72ZM86 192V191H85ZM108 192V191H107ZM110 192V191H109ZM115 192V191H114ZM121 192V191H120ZM125 192V191H123ZM128 192V191H127ZM158 192V191H157ZM180 192V191H179ZM191 192V191H190ZM245 192V191H244ZM255 192V191H254ZM263 192V193H262ZM63 193V192H62ZM65 193V192H64ZM70 193V192H69ZM76 193V192H75ZM90 193V192H89ZM122 193V192H121ZM147 193V192H146ZM152 193V192H151ZM167 193V192H166ZM237 193V191L235 192ZM66 197H67V193ZM63 194V195H65ZM116 194V193H115ZM219 194V193H218ZM246 194V193H245ZM72 194L70 193V196ZM85 195V194H84ZM90 196H92L91 194H89ZM88 195V196H89ZM146 195V194H145ZM148 195V193H147ZM146 195V196H147ZM192 195V194H191ZM241 195V194H240ZM261 195H264V187L261 190ZM54 196V195H53ZM60 196V195H59ZM69 196V195H68ZM87 196V195H86ZM101 196V195H100ZM120 196V195H119ZM190 196V195H189ZM49 197V200H48ZM78 197V196H77ZM97 197V196H96ZM108 197V196H107ZM121 197V196H120ZM127 197V196H126ZM151 197V196H150ZM154 197V195H153ZM247 197V196H246ZM264 197V196H263ZM60 198V197H59ZM86 198V197H85ZM94 198V197H93ZM141 198V197H139ZM206 198V197H205ZM56 199V198H53ZM69 198H66V200H68ZM73 200L72 196L70 197V200ZM100 199V198H99ZM102 199V198H101ZM157 199V198H156ZM52 200V199H51ZM74 200H77L76 198ZM73 200V201H74ZM110 200V199H109ZM155 200V199H154ZM153 200V201H154ZM264 200V199H263ZM69 201V200H68ZM79 201V200H78ZM100 201V200H99ZM107 201V200H106ZM148 201V200H147ZM157 201V200H155ZM218 201V202H217ZM245 201V199H244ZM255 201V200H254ZM134 202V201H133ZM140 202V201H139ZM162 202V201H161ZM184 202V201H183ZM248 202V201H246ZM63 203V202H62ZM80 203V202H79ZM88 203V202H87ZM92 203V202H89ZM95 203V202H94ZM120 203V201H119ZM153 203V202H152ZM165 203V201H164ZM260 203V202H259ZM82 204V203H81ZM100 203L96 204L99 206ZM102 204V203H101ZM158 204V203H155ZM155 204H153V207H155ZM162 204V203H161ZM214 204V203H213ZM71 205V204H70ZM69 205V206H70ZM75 205V204H74ZM73 205V206H74ZM77 205V204H76ZM88 205V204H87ZM93 204H91L92 206ZM105 205V204H103ZM108 205V204H107ZM110 205V204H109ZM152 205V204H150ZM159 205V204H158ZM175 205V204H174ZM251 205V204H250ZM83 206V204H82ZM114 206V205H113ZM141 206V204L139 205ZM77 207V206H76ZM80 207V205H79ZM85 207V206H84ZM100 208H102L103 206H99ZM120 207V205L118 206ZM147 207H152V206H148ZM146 207V210H148ZM152 207V208H153ZM165 207V205H164ZM185 207V206H184ZM262 207V206H261ZM143 208V207H142ZM158 208V207H157ZM162 208V207H161ZM195 208V207H194ZM72 209V208H71ZM70 209V210H71ZM74 209V208H73ZM99 209V208H98ZM96 209V211L98 210ZM124 209V208H123ZM123 209L121 211H123ZM132 209V208H131ZM141 209V208H140ZM154 209V208H153ZM160 209V208H159ZM89 210V209H87ZM86 210V211H87ZM142 210V209H141ZM145 210V211H146ZM156 210V209H155ZM165 210V209H164ZM81 211V210H80ZM94 211V212H96ZM101 211V210H100ZM98 211L99 213H103L104 211ZM110 211V210H109ZM143 211V210H142ZM162 210H160L161 212ZM171 211V210H170ZM71 212V211H70ZM84 212V211H82ZM92 212V210H91ZM148 212V213H147ZM152 213L153 211H146V213L149 215V213ZM90 213V210H89ZM87 215V217H91V214ZM115 213V212H114ZM141 213V212H140ZM144 212V214L146 215V217L148 216ZM149 216L153 217L154 213L156 215L157 212H154L153 214H151ZM163 213V212H162ZM192 213V212H191ZM263 213V212H261ZM81 214V212H80ZM85 215L87 213H84ZM93 214V213H92ZM105 214V213H104ZM118 214V213H117ZM116 214V215H117ZM135 216L136 214L133 213ZM142 214V213H141ZM158 214V213H157ZM181 214V213H180ZM83 215V214H82ZM84 215V218H85ZM93 215H96L93 214ZM92 215V216H93ZM97 215H99L97 213ZM143 215V214H142ZM162 215V214H161ZM178 215V214H177ZM128 216V215H127ZM126 216V217H127ZM131 216V214H130ZM158 216V215H156ZM167 216V215H166ZM1 217V216H0ZM3 217V216H2ZM5 217V218H6ZM86 217V218H87ZM100 217V215H99ZM145 217V218H146ZM155 217V216H154ZM154 217H153V221L151 218V221L148 220L146 223V225L144 226L142 223V228L140 229H144L143 230V235L141 236V241L138 242L139 245L138 246V254H137V263L135 264H174L167 261L168 258H170V252H169V257L167 259L163 258L165 256H161L159 254V252L161 250H159L158 252V248L151 246L153 245L152 241L148 240L151 239V235H153L154 233H158L160 234L157 230V232L154 231V229L156 228L155 221H154ZM180 217V215H179ZM262 217V216H261ZM8 218V217H7ZM77 218V217H76ZM79 218V217H78ZM82 218V217H81ZM80 218V219H81ZM85 218V219H86ZM92 218V217H91ZM106 218V216H105ZM117 218V217H115ZM123 218V216H122ZM166 218V217H165ZM170 218V217H169ZM198 218V217H197ZM124 219H126L124 217ZM131 219V218H130ZM138 219V218H137ZM149 219V218H147ZM167 219V218H166ZM88 220V219H87ZM90 220V219H89ZM108 220V219H107ZM156 220V218H155ZM163 220V219H162ZM161 220V221H162ZM10 221V222H9ZM91 221V220H90ZM90 221H88L90 224H92ZM95 221V220H94ZM99 221V220H98ZM102 221V220H101ZM117 221V220H116ZM115 221V222H116ZM167 221V220H166ZM254 221V220H253ZM5 222V221H4ZM79 222H82L79 221ZM87 222V223H88ZM132 222V221H131ZM138 222V220H137ZM151 222V223H150ZM153 224V227L150 226V224ZM1 223V222H0ZM7 223V226H8ZM86 223V222H85ZM94 223V222H93ZM96 223H98L96 221ZM102 223V222H101ZM119 223V222H118ZM167 223V222H166ZM2 224V223H1ZM81 224V223H80ZM100 224V223H98ZM161 224V223H160ZM171 224V223H170ZM169 224V225H170ZM178 224V223H177ZM181 224V223H180ZM184 224V223H183ZM187 224V223H186ZM191 224V223H188ZM187 224V225H188ZM255 224V223H254ZM105 225V224H104ZM128 225V224H127ZM141 225V224H140ZM139 225V226H140ZM193 225V223L191 224ZM257 225V224H255ZM9 226V227H10ZM184 226H186L185 224L182 226L183 230L179 233H181V235H178L180 237V242L182 243V245H185L184 248L189 245L190 239H193V236H191V233H195V230H191L193 226H190L191 228L188 229L185 228ZM200 226V225H199ZM93 227V226H92ZM177 227V226H176ZM1 228V227H0ZM3 228V227H2ZM98 228V227H97ZM96 228V229H97ZM100 228V227H99ZM98 228V229H99ZM104 228V227H103ZM185 228V229H184ZM195 228V227H194ZM93 229V228H92ZM196 229V228H195ZM201 229V228H200ZM199 229V230H200ZM257 229V228H256ZM263 229V228H262ZM82 230V229H81ZM87 230V228H86ZM116 230V229H115ZM126 230V229H125ZM137 230V228H136ZM176 230V229H175ZM264 230V229H263ZM85 231V230H83ZM109 231V230H107ZM128 231V230H127ZM134 231V230H133ZM132 231V232H133ZM140 231V230H139ZM164 231V230H163ZM190 231H192L190 233ZM195 231V232H194ZM262 231V230H261ZM2 232V233H1ZM89 232V231H88ZM99 232V231H97ZM103 232V231H102ZM102 232L101 233V237L100 240L102 239ZM184 232V233H183ZM96 233V230H95ZM106 233V232H105ZM139 233V232H138ZM142 233V232H140ZM2 234V235H1ZM6 234V233H5ZM63 234V233H62ZM87 234V233H86ZM108 234V233H107ZM158 234H154V236L158 235ZM65 235V234H64ZM119 235V234H118ZM135 235V234H134ZM138 235V234H137ZM138 235V237H139ZM189 235V236H188ZM3 236V237H2ZM69 236V235H68ZM96 236V234H95ZM152 236V238H157L159 237L156 236L154 237ZM164 236V235H163ZM177 236V235H176ZM94 237V236H93ZM128 237V236H127ZM135 237V236H134ZM136 237V239L138 238ZM143 237V238H142ZM195 237V235H194ZM4 238V239H3ZM65 238V236H64ZM68 238V237H67ZM70 238V237H69ZM87 238V237H86ZM174 238V237H173ZM176 238V237H175ZM178 238V237H177ZM89 239V238H88ZM92 239V238H91ZM90 239V240H91ZM96 239V238H95ZM106 239V236H105ZM160 239V238H159ZM158 239V240H159ZM69 240V239H68ZM89 240V241H90ZM99 241V239H96ZM95 240V242H96ZM138 241L140 240L137 239ZM137 240L134 239V242H136ZM157 240V239H155ZM157 240V241H158ZM201 240V239H200ZM65 241V239H64ZM92 241V240H91ZM106 241V240H105ZM155 241V243L157 242ZM161 240H159L157 242V244H155L157 247L158 243H160ZM163 241V240H162ZM172 241V240H171ZM176 241V240H173ZM102 243H104V240H101ZM100 241L97 243L98 245H96L95 243L93 245H95L97 247V250L95 252L98 251V247L99 245L101 246L102 243ZM50 243V244H51ZM85 243V242H84ZM83 243V244H84ZM101 243V244H100ZM131 243V242H130ZM133 243V242H132ZM152 243V244H151ZM66 244V243H65ZM64 244V245H65ZM89 245V243H87ZM178 244V242H177ZM106 247L107 244L105 242ZM127 245V244H126ZM163 245V244H162ZM175 245V244H174ZM68 246V245H67ZM109 246V245H108ZM133 246V245H132ZM131 246V248H132ZM134 246L135 243H134ZM91 247V245L89 246ZM94 247V246H93ZM163 247V246H162ZM161 247V249H162ZM189 247V246H188ZM193 247V246H192ZM99 248H102L99 247ZM115 248V247H114ZM129 248V247H128ZM137 248V247H135ZM135 248L134 251H135ZM175 248V247H174ZM187 248V247H186ZM185 248V249H186ZM86 249V248H85ZM88 249V247H87ZM157 249V250H156ZM160 249V248H159ZM53 250V249H52ZM95 249L92 248V251H94ZM101 252L96 253V255L99 258V261H103L104 259L107 260L105 262H107V264L110 262L111 264L113 262H117L121 259L116 257V255H122L121 251H117L115 252L112 247L110 248H104V250L100 249ZM120 250V249H119ZM165 250V249H164ZM174 250V249H173ZM183 250V249H182ZM91 251V248H90ZM91 251V252H92ZM133 250H131L132 252ZM176 251V250H175ZM180 251V250H179ZM178 251V252H179ZM52 252V251H50ZM48 252V253H50ZM65 252V253H64ZM95 252L92 253L95 255ZM123 252V251H122ZM130 252V253H131ZM158 252V253H157ZM163 252V251H162ZM168 252V251H167ZM192 252V251H191ZM69 253V252H68ZM117 253V254H116ZM134 253V252H132ZM186 253V252H185ZM173 254V253H172ZM196 254V253H195ZM91 255V254H90ZM93 255V256H94ZM127 255V254H126ZM135 255V253H134ZM133 254L132 256L135 257ZM168 255V254H167ZM180 255V254H179ZM191 255V254H190ZM50 256V255H49ZM70 256V254H69ZM92 256V257H93ZM123 256V255H122ZM173 256V255H172ZM186 257V255H184ZM188 256V254H187ZM196 256V255H195ZM131 257V256H130ZM183 257V256H182ZM184 257V259H186ZM52 258V257H51ZM125 258V257H124ZM199 258V257H198ZM202 258V257H201ZM55 259V258H53ZM71 259V258H70ZM101 259V260H100ZM103 259V260H102ZM174 260H176L175 258H173ZM181 259V258H180ZM196 259V258H195ZM97 260V258H96ZM133 260V259H132ZM50 261V262H49ZM98 261V262H99ZM124 261V260H123ZM121 263H124V262ZM180 261V260H179ZM184 261V260H183ZM186 261V260H185ZM61 262V263H62ZM70 262V261H69ZM97 262V263H98ZM99 262V263H100ZM105 262H101V264H105ZM128 261L125 262V264H127ZM182 262V261H181ZM98 263V264H99ZM120 264V261L118 262ZM129 263V262H128ZM132 263V262H131ZM187 264H193L194 260L193 259H188L186 261ZM185 263V264H186ZM60 264V262H59ZM78 264V263H77ZM114 264V263H113ZM184 264V263H183Z\"/></svg>", "mask_w": 264, "mask_h": 264}]
</instances>
